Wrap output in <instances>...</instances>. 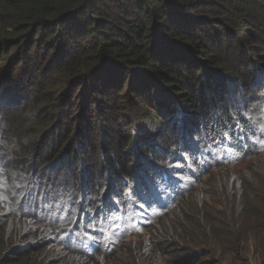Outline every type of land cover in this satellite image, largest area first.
<instances>
[{
    "label": "trees",
    "instance_id": "trees-1",
    "mask_svg": "<svg viewBox=\"0 0 264 264\" xmlns=\"http://www.w3.org/2000/svg\"><path fill=\"white\" fill-rule=\"evenodd\" d=\"M131 99L164 132L135 133ZM258 156L264 0H0V210L37 226L13 247L0 221V264H95L149 227L152 248L198 179ZM52 237L76 263L46 251Z\"/></svg>",
    "mask_w": 264,
    "mask_h": 264
},
{
    "label": "rangeland",
    "instance_id": "rangeland-1",
    "mask_svg": "<svg viewBox=\"0 0 264 264\" xmlns=\"http://www.w3.org/2000/svg\"><path fill=\"white\" fill-rule=\"evenodd\" d=\"M32 81L39 86H44L45 83L37 77ZM39 89L33 90L34 93L28 88V91L24 90L22 96L29 95L31 100L23 102V105L32 104L35 99L33 95ZM79 101V95L76 93L71 101L69 115L81 116L82 106ZM65 112L68 113L67 110ZM49 113L55 115L57 112L51 109ZM127 114V123L133 127L135 133L137 131L144 136L158 135L166 128L167 117L164 118L161 112L150 104L131 99ZM109 127L118 128L116 124ZM171 158L174 159V156L170 157L172 166L174 160ZM146 194L145 200L149 203L150 198L148 193ZM187 197V201H192L194 207L183 211L180 203L176 209L170 210L173 214L171 219L154 221L157 225L162 223L165 229L169 225L172 226L170 234H158L156 239L159 245L146 248L144 242L147 240L145 236L150 233L149 227L145 234L130 235L121 240L116 252L101 253L94 259L95 264H264V156L252 158L239 167L209 173L197 180V184H194L185 199ZM252 201L254 206L251 205ZM146 208L147 206H143V209ZM253 208L256 210L253 211ZM187 210L195 215L192 222H187ZM0 211V221L6 222L9 211ZM255 211L259 215L255 214ZM26 220V223L22 219L16 222L10 218L7 223H2L3 241L6 238V241H11L13 247L16 246V240H13L14 230L16 227L24 230L29 226L28 218ZM33 226L35 229L32 230L31 226L28 227L32 233L37 228ZM158 230L163 229L158 227ZM55 240V237L50 238L51 250L46 251L51 254L59 253L65 260L76 263L79 255L64 250ZM32 260H35V257ZM86 262L80 261L81 264Z\"/></svg>",
    "mask_w": 264,
    "mask_h": 264
}]
</instances>
